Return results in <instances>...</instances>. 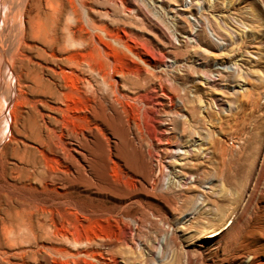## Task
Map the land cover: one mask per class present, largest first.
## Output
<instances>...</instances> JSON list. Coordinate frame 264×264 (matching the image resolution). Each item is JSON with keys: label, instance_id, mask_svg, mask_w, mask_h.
<instances>
[{"label": "rangeland", "instance_id": "rangeland-1", "mask_svg": "<svg viewBox=\"0 0 264 264\" xmlns=\"http://www.w3.org/2000/svg\"><path fill=\"white\" fill-rule=\"evenodd\" d=\"M0 264H264V0H0Z\"/></svg>", "mask_w": 264, "mask_h": 264}, {"label": "bare ground", "instance_id": "bare-ground-1", "mask_svg": "<svg viewBox=\"0 0 264 264\" xmlns=\"http://www.w3.org/2000/svg\"><path fill=\"white\" fill-rule=\"evenodd\" d=\"M209 31H210V32H213V31H211V29H209ZM213 34H215V33H213ZM211 35H212V34H211ZM215 36H216V35H215ZM231 67H232V66H226V68H231ZM11 77H12V76H11ZM18 90H19V89H18ZM50 106H51V105H50ZM50 141H51V140H50ZM48 148H49V147H48ZM50 148H51V147H50ZM50 148H49V149H50ZM55 149H56V148H55ZM36 151H37V149H36ZM40 151H41L42 154H45L43 150H40ZM47 155H48V154H47ZM60 155H61V154H60ZM40 156H41V155H40ZM46 157H47V156H46ZM46 157L44 156V158H46ZM60 157H61V156H60ZM67 157H68V156H67ZM59 160H60V159H59ZM60 161H61V160H60ZM61 162H62V161H61ZM40 163H41V162H40ZM27 164H28V163H27ZM43 164H44V163H43ZM63 164H65V163H63ZM37 165H38V164H37ZM33 166H34V165H33ZM46 166H47V165H46ZM59 166H60V165H59ZM65 166H66V164H65ZM26 167H27V166H26ZM42 167H43V166H42ZM32 168H33V167H32ZM44 168H45V167H44ZM63 168H64V167H63ZM68 168H69V166H68ZM35 169H36V167H35ZM54 169H55V168H54ZM69 169H70V168H69ZM48 170H49V168H48ZM51 170H52V168H51ZM75 170H77V169H75ZM33 171H34V170H33ZM53 171H54V170H53ZM67 171H70V170H67ZM72 171H73V170H72ZM78 171H79V170H78ZM22 172H24V171H22ZM37 172H38V171H37ZM66 173H68V172H65L64 174H66ZM50 174L52 175V173H50ZM53 175H54V174H53ZM55 175H56V174H55ZM60 175H61V174H60ZM27 178H28V177H27ZM25 179H26V177H25ZM69 180H70V179H69ZM38 183H39V182H38ZM46 183H47V182H46ZM40 184H41V183H40ZM42 184H43V183H42ZM31 185H32V183H31ZM56 185H57V184H56ZM36 187H37V186H36ZM28 188H29V187H28ZM38 188H39V187H38ZM38 188H37V189H38ZM32 189H33V188H32ZM38 190H40V189H38ZM36 192H37V191H36ZM46 192H47V191H46ZM38 193H39V192H38ZM39 194H40V193H39ZM41 194H43V193H41ZM37 195H38V194H37ZM33 199H34V198H33ZM43 199H45V198H43ZM45 201H46V200H45ZM39 202H40V200H39ZM51 202H52V200H51ZM52 203H53V202H52ZM44 208H45V206H41V209H42V210H45ZM74 209H75V208H74ZM50 211H51V210H50ZM54 211H55V210H54ZM45 214H46V213H45ZM60 214H61V213H60ZM60 214H59V215H60ZM47 217H48V216H47ZM29 226H30V227L33 226L32 221L29 222Z\"/></svg>", "mask_w": 264, "mask_h": 264}]
</instances>
